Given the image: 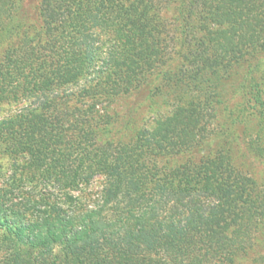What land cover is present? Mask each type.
I'll return each mask as SVG.
<instances>
[{
    "label": "trees",
    "instance_id": "16d2710c",
    "mask_svg": "<svg viewBox=\"0 0 264 264\" xmlns=\"http://www.w3.org/2000/svg\"><path fill=\"white\" fill-rule=\"evenodd\" d=\"M260 54L264 0H0V264H264L263 149L224 98ZM163 92L130 134L110 112Z\"/></svg>",
    "mask_w": 264,
    "mask_h": 264
},
{
    "label": "rangeland",
    "instance_id": "374dc122",
    "mask_svg": "<svg viewBox=\"0 0 264 264\" xmlns=\"http://www.w3.org/2000/svg\"><path fill=\"white\" fill-rule=\"evenodd\" d=\"M261 67L244 79L242 75L235 76L225 86L224 98L227 113L237 114L236 131L243 141L253 143V146L262 147L261 155L248 157L243 160L246 165L252 164L255 177L264 184V54H260ZM224 107V108H225ZM15 106L4 104L0 107V116L13 112ZM172 109L171 102L162 94L150 95L141 93L134 95L112 106L111 113L129 118L131 124L125 130L127 134L144 127L157 116L168 113ZM242 152V149L240 150ZM254 156V155H252ZM9 159L3 158L1 163L7 166ZM252 162V163H251ZM103 188V178H95L88 186L78 191L80 196L89 195L99 199Z\"/></svg>",
    "mask_w": 264,
    "mask_h": 264
}]
</instances>
